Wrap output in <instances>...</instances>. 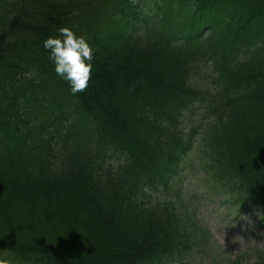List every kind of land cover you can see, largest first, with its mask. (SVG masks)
<instances>
[{"label": "trees", "instance_id": "1", "mask_svg": "<svg viewBox=\"0 0 264 264\" xmlns=\"http://www.w3.org/2000/svg\"><path fill=\"white\" fill-rule=\"evenodd\" d=\"M203 202L264 225V0H0V257L218 264Z\"/></svg>", "mask_w": 264, "mask_h": 264}, {"label": "clouds", "instance_id": "2", "mask_svg": "<svg viewBox=\"0 0 264 264\" xmlns=\"http://www.w3.org/2000/svg\"><path fill=\"white\" fill-rule=\"evenodd\" d=\"M59 31L62 35L49 36L44 40V47L50 50L49 55L54 62L55 72L69 82L70 91L75 94L88 86L93 68L94 49L87 39L83 35H78L73 28L64 26ZM241 211V208L237 209L230 215L236 217ZM230 220L232 219L227 220V224ZM0 264H14V261L11 258L0 257Z\"/></svg>", "mask_w": 264, "mask_h": 264}, {"label": "rangeland", "instance_id": "3", "mask_svg": "<svg viewBox=\"0 0 264 264\" xmlns=\"http://www.w3.org/2000/svg\"><path fill=\"white\" fill-rule=\"evenodd\" d=\"M203 205L209 206L205 214L209 216L213 250L219 252L217 260L233 258L243 260L244 264L254 263L257 251L264 250V230L253 228L260 221V216L252 218L246 216L240 223L230 226L227 225V221L218 218L220 212L217 210L218 206H214L213 209L211 202H203ZM230 254L235 256L229 257ZM203 261L201 264H205V260Z\"/></svg>", "mask_w": 264, "mask_h": 264}]
</instances>
